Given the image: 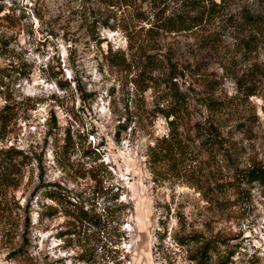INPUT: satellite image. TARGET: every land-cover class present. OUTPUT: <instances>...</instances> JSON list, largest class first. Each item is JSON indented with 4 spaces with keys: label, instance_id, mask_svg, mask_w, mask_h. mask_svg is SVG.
<instances>
[{
    "label": "rangeland",
    "instance_id": "1",
    "mask_svg": "<svg viewBox=\"0 0 264 264\" xmlns=\"http://www.w3.org/2000/svg\"><path fill=\"white\" fill-rule=\"evenodd\" d=\"M82 2L0 0V149L31 156L18 189L19 173L0 164V264H264V183L243 173L264 162V38L249 49L236 39L247 33L218 16L162 40L206 73L235 145L214 155L187 147L155 163L150 148L168 123L151 113L135 123L134 85L85 40ZM236 3L261 9V0ZM118 8L109 15L147 25L138 18L146 1ZM103 31L127 48L120 27ZM193 79L181 85L197 98L210 84ZM192 103L193 121L205 120L206 107Z\"/></svg>",
    "mask_w": 264,
    "mask_h": 264
},
{
    "label": "trees",
    "instance_id": "2",
    "mask_svg": "<svg viewBox=\"0 0 264 264\" xmlns=\"http://www.w3.org/2000/svg\"><path fill=\"white\" fill-rule=\"evenodd\" d=\"M131 1L133 0H83L80 17L86 27L85 40L94 43L109 65L120 70L133 83L135 108L131 115L137 118L135 123L142 124L145 113L158 114L167 121L169 132L159 138L155 146H150L152 161H172L178 152H184L187 147L209 155L233 147L235 142L230 141L222 130L220 115L225 110V104L214 93L215 86L208 81L206 73L191 62L193 59H187L181 54L177 42L167 44L162 40L165 41V37L174 33L177 35L201 30L218 16H225L237 33H247L245 37L236 34V39L251 49L257 45V35L264 38V0H261V9L258 10L252 9L246 3L237 5L236 0H141L148 3V8L140 12L138 18L148 20L147 25H125L118 16L109 15L116 7L120 10ZM89 2L95 7L91 8ZM101 13L102 16H99ZM117 27L128 38L126 49L113 45L103 31ZM104 43L107 44V49H104ZM187 75H191L197 84L207 81L210 84L209 90L198 92L197 98L191 97L190 91L194 90L191 88L192 84L187 89L181 85V80ZM150 89L155 93L154 106L151 109L145 102V94ZM195 99L198 105L205 106L208 111L205 120L193 121L196 103L193 104L192 101ZM127 110L130 111L129 106ZM181 127L187 128L185 135L179 131ZM30 159L29 153L22 148L10 146L0 149V164L11 165L19 173L17 179H12L16 180L11 183L14 189L19 188L23 169H26ZM243 173L249 182L264 183V162L254 161ZM4 177L6 184L10 185L6 175ZM51 186L55 189L48 194L57 199V194H62L58 191L61 185L53 183ZM212 248L207 241L200 246L198 254L208 257Z\"/></svg>",
    "mask_w": 264,
    "mask_h": 264
}]
</instances>
